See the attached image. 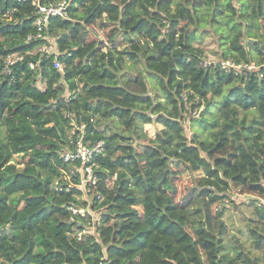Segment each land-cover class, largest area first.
Masks as SVG:
<instances>
[{
    "label": "trees",
    "instance_id": "1",
    "mask_svg": "<svg viewBox=\"0 0 264 264\" xmlns=\"http://www.w3.org/2000/svg\"><path fill=\"white\" fill-rule=\"evenodd\" d=\"M67 1L66 16L42 27L46 52L42 38L26 40L36 34L31 0H0V264H264V0ZM93 24L109 27L106 40L90 38ZM206 34L216 59L255 67H202L193 40ZM12 54L21 58L6 74ZM144 72L156 79L150 92L138 85ZM149 122L160 127L138 149ZM80 133L104 143L99 184L86 193L99 222L81 240L85 219L69 207L88 199L64 179L62 159ZM179 177L191 179L189 195ZM235 190L253 208L247 246L224 240L212 209Z\"/></svg>",
    "mask_w": 264,
    "mask_h": 264
},
{
    "label": "built area",
    "instance_id": "2",
    "mask_svg": "<svg viewBox=\"0 0 264 264\" xmlns=\"http://www.w3.org/2000/svg\"><path fill=\"white\" fill-rule=\"evenodd\" d=\"M31 4L35 7L37 11V15L35 17V26H36V34L28 35L26 40H30L31 38H42L44 40L37 46L38 51H46L48 52V45L45 43L46 38L42 36V27L48 21L50 17L66 16V9L68 6L67 0H53V1H41V0H31ZM21 58V55L12 54L7 55L4 64V71L6 74L10 73L9 66L12 64L14 60ZM219 65L221 69L224 71L234 72H243L246 69H251L255 67L254 63H235L231 60H218L213 58H207L200 60L199 64L202 67H205L210 64ZM30 67L34 66L33 62L29 63ZM54 68L62 70L64 64L55 61L53 63ZM182 99L185 100V95H182ZM191 115L198 113L197 108H193L190 111ZM83 124L80 125V130L83 129ZM104 150V143L102 140H97L95 142L85 141L83 139L82 134H77L72 146L65 150L62 153V159L64 162L68 163V167L64 170V179L71 183L72 178H77L78 182L74 185L77 188L82 189L83 193H87L90 191L91 195L96 192V187L99 184V177L96 174V170L99 168V164L97 163V156ZM113 177H115L113 175ZM61 176H56L53 180V186L56 191L61 190L62 186L59 183V179ZM89 185V186H87ZM68 189V186H66ZM90 196V195H89ZM98 199H101L99 191L96 193ZM90 199H88L87 207H74L70 206V210L73 214L83 217L85 220L83 222V226L81 228L76 229L75 236L77 239L81 240L88 234H94L95 230L98 226L99 216L94 215L90 210ZM87 215H90L88 217ZM98 264H106L104 261H101Z\"/></svg>",
    "mask_w": 264,
    "mask_h": 264
},
{
    "label": "rangeland",
    "instance_id": "3",
    "mask_svg": "<svg viewBox=\"0 0 264 264\" xmlns=\"http://www.w3.org/2000/svg\"><path fill=\"white\" fill-rule=\"evenodd\" d=\"M91 34L90 38L94 39L97 38L106 40V36L109 33V27H101L99 24H93L91 25ZM49 43L51 45L50 50L58 51L57 50V44L54 42L53 38L49 39ZM194 45H197L204 49L205 51V58H213L216 59L215 55L211 52V50L216 45L214 42V39L210 34H206L204 38H198L193 40ZM158 72L160 74L164 73V66L160 65L158 66ZM144 77L141 78L140 83L138 85L145 89L146 91H152L153 85L156 81V79L152 76L147 75V72L143 73ZM145 83V84H144ZM38 85L40 87L44 86L43 83L38 82ZM68 88L73 86L72 81H67ZM201 109H198V113L194 114V117H197L199 115V111ZM190 115L187 116V118L183 119V124L185 126V131L188 137L191 136V131L193 129L198 128L197 123H192L191 119L188 118ZM160 127V123L158 122H149L144 123L142 131L134 137V143L136 144V147L138 149L141 148V146L149 141L152 137L155 135V131L157 127ZM16 160L21 159L18 155L15 156ZM23 161V160H22ZM252 176L259 178L258 173L255 171H252ZM173 182L177 185L178 190L181 191V194H188L190 189L192 188V181L189 177L185 178H173ZM84 191V190H83ZM186 194V195H187ZM189 195V194H188ZM85 199H90V196L88 194L84 193L82 195ZM180 194L178 195V197ZM233 200L234 204H232L230 201ZM264 201V200H263ZM216 208H221V219L223 220L222 228L225 230V234L223 235L224 240L233 239V236H238L244 244L247 246L249 242V238L247 235V221L246 218L251 214L253 211L252 206H249L244 203V198L242 195L237 192V190L232 191L230 193V197H225L223 200L216 202L213 205V211L216 212Z\"/></svg>",
    "mask_w": 264,
    "mask_h": 264
},
{
    "label": "water",
    "instance_id": "4",
    "mask_svg": "<svg viewBox=\"0 0 264 264\" xmlns=\"http://www.w3.org/2000/svg\"><path fill=\"white\" fill-rule=\"evenodd\" d=\"M261 41L263 42V38H261ZM246 197H250V198H252V196H250V195H247Z\"/></svg>",
    "mask_w": 264,
    "mask_h": 264
}]
</instances>
